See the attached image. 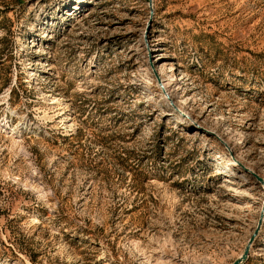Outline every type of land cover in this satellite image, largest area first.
<instances>
[{
  "label": "rangeland",
  "instance_id": "1",
  "mask_svg": "<svg viewBox=\"0 0 264 264\" xmlns=\"http://www.w3.org/2000/svg\"><path fill=\"white\" fill-rule=\"evenodd\" d=\"M258 178L264 0H0V264H264Z\"/></svg>",
  "mask_w": 264,
  "mask_h": 264
},
{
  "label": "water",
  "instance_id": "2",
  "mask_svg": "<svg viewBox=\"0 0 264 264\" xmlns=\"http://www.w3.org/2000/svg\"><path fill=\"white\" fill-rule=\"evenodd\" d=\"M147 5H148V8H149V11H150V14H151V0H147ZM150 22V18H148L147 20V24H149ZM258 181L264 185V182H262L259 178H258ZM259 225V221L257 223V226ZM257 228V227H256ZM256 228L254 229V231L252 232V234L249 236L246 244L244 245L241 253L235 258L232 260V262L230 264H240L242 261H244L247 257V254H248V248H249V245L250 243L252 242L253 240V237L256 233Z\"/></svg>",
  "mask_w": 264,
  "mask_h": 264
}]
</instances>
